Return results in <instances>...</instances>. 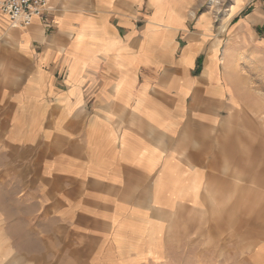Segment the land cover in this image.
<instances>
[{"label":"crops","instance_id":"obj_1","mask_svg":"<svg viewBox=\"0 0 264 264\" xmlns=\"http://www.w3.org/2000/svg\"><path fill=\"white\" fill-rule=\"evenodd\" d=\"M47 1L0 11V264L162 263L264 100V0Z\"/></svg>","mask_w":264,"mask_h":264},{"label":"rangeland","instance_id":"obj_2","mask_svg":"<svg viewBox=\"0 0 264 264\" xmlns=\"http://www.w3.org/2000/svg\"><path fill=\"white\" fill-rule=\"evenodd\" d=\"M253 102L215 134L204 207L175 219L159 264H264V100Z\"/></svg>","mask_w":264,"mask_h":264},{"label":"built area","instance_id":"obj_3","mask_svg":"<svg viewBox=\"0 0 264 264\" xmlns=\"http://www.w3.org/2000/svg\"><path fill=\"white\" fill-rule=\"evenodd\" d=\"M50 9L47 0H3L0 11L14 29L30 27L36 18L43 17Z\"/></svg>","mask_w":264,"mask_h":264}]
</instances>
